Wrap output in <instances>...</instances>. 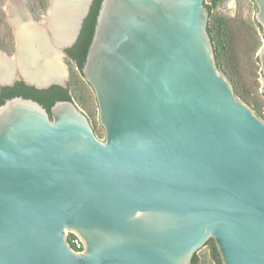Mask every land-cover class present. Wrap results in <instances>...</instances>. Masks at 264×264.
I'll use <instances>...</instances> for the list:
<instances>
[{
	"label": "water",
	"instance_id": "obj_1",
	"mask_svg": "<svg viewBox=\"0 0 264 264\" xmlns=\"http://www.w3.org/2000/svg\"><path fill=\"white\" fill-rule=\"evenodd\" d=\"M84 1L39 23L7 0L19 52L0 85L65 88L45 38L64 46ZM208 19L204 0H101L81 72L104 139L72 100L0 105V264H191L209 239L221 264H264V119L217 68Z\"/></svg>",
	"mask_w": 264,
	"mask_h": 264
},
{
	"label": "trees",
	"instance_id": "obj_2",
	"mask_svg": "<svg viewBox=\"0 0 264 264\" xmlns=\"http://www.w3.org/2000/svg\"><path fill=\"white\" fill-rule=\"evenodd\" d=\"M25 2L33 19L35 21L43 20L49 0H25ZM221 2L222 0H204V5L209 11L207 32L212 43L217 68L230 82L235 96L250 107L255 114L262 118L261 105L254 96L253 91L244 83V75L240 66L239 53L236 48V32L239 28L236 24L239 14L233 18L215 15L214 11L221 4ZM5 3L6 0H0V51L11 54L14 50V38L11 27L7 21ZM100 3L101 0L93 1V5L90 10L91 14L85 21L83 34L78 45H76L70 53L74 58V64L72 67L80 73L82 78L83 75L81 70L92 39ZM254 24L259 30L261 38L264 39L260 25L255 21ZM240 25L243 26V23H240ZM259 48L260 44L258 43L253 47L252 52L257 53ZM258 87L261 88V85ZM261 96H263L262 93ZM13 97L32 99L41 104L48 112L50 107L57 101H73L70 88L68 86L66 88L52 86L45 90H37L26 86L23 83H18L13 87H7V98L5 100ZM5 100L0 101V105L3 104ZM73 238L74 235L69 234L67 241L70 246L75 249V246L72 243ZM203 247L208 249L209 256L213 260L214 264H221L219 254L212 239H209ZM191 264H200V258L197 252L194 253Z\"/></svg>",
	"mask_w": 264,
	"mask_h": 264
},
{
	"label": "rangeland",
	"instance_id": "obj_3",
	"mask_svg": "<svg viewBox=\"0 0 264 264\" xmlns=\"http://www.w3.org/2000/svg\"><path fill=\"white\" fill-rule=\"evenodd\" d=\"M256 12L257 7L251 0H222L214 14L229 18L236 17L239 14L236 24L239 27L236 32V48L239 53L244 83L253 91L254 96L261 105V112H263L264 97L261 96V88L258 87L261 85L260 66L256 58L257 53L252 52L253 47L258 43L260 44L258 51L264 48V39L261 38L259 30L254 24ZM46 17L43 18L44 21ZM31 18L33 19L32 15ZM240 23H243V26ZM68 71L69 77L66 82L74 103L87 116L96 136L104 139V130L98 122V107L92 89L72 66H69ZM69 234H67V237ZM197 254L200 258V264H214L206 247L199 249Z\"/></svg>",
	"mask_w": 264,
	"mask_h": 264
},
{
	"label": "flooded vegetation",
	"instance_id": "obj_4",
	"mask_svg": "<svg viewBox=\"0 0 264 264\" xmlns=\"http://www.w3.org/2000/svg\"><path fill=\"white\" fill-rule=\"evenodd\" d=\"M93 1L94 0H85L83 2L82 7L80 9V12H79V14L77 16L78 19L74 23L73 30L71 32V37L68 39V41L65 43L64 46H62V47L58 46V43L54 40V37H51L52 34H50V32H49V35L47 34L48 36L45 38V40H46V44L45 45H46V48H47L48 55L49 56H53V54L57 55V65H59L61 67L62 71H63V77L61 79H65V82L67 81V78L69 77L68 68H69V66H73V64H74V58H73V56H71L70 53L74 49V47L76 45H78L79 40H80V38H81V36L83 34L85 21L88 19V17L91 14L90 10H91V7L93 5ZM50 5H51V0H49V3H48V7H47V10H46V14H45V17H46V15H47V17H46L45 21L43 19L41 21H36V22H39V23L47 22V20L49 19V17H48L49 15L47 14V11L50 8ZM85 10H86V13H85ZM6 16H7V13H6ZM80 18L82 19L80 21V27L76 28V30H75V27H77L79 25V19ZM9 25H10V23H9ZM13 38H14V50H13V52L11 54H8L6 52H1L0 51V57L4 58L5 60H7V58H6L7 56H8L9 61H10L12 59H15L16 56L18 55L19 51L17 49L18 46H17L16 36L13 37ZM73 38H75V39L73 40ZM72 40H73V42L71 44H69ZM3 54H5L6 56L3 55ZM42 61H44V60H42ZM22 75L23 74L18 72L17 76L19 78H15V81H14V83L12 85H7V84L0 85V101H3V100H5L7 98V87H13V86H15L18 83H23L24 85L32 87V88L37 89V90H45V89H39V88L35 87L34 85L27 84L23 80V76ZM12 78H14V77H11L10 79H12ZM52 86H59V85H52ZM66 87H67V82H66Z\"/></svg>",
	"mask_w": 264,
	"mask_h": 264
},
{
	"label": "built area",
	"instance_id": "obj_5",
	"mask_svg": "<svg viewBox=\"0 0 264 264\" xmlns=\"http://www.w3.org/2000/svg\"><path fill=\"white\" fill-rule=\"evenodd\" d=\"M262 119H264V111L262 112ZM70 234H72V233H70ZM72 243L75 246V251L80 252L83 249L82 242L80 241V239L76 235H74V238L72 239Z\"/></svg>",
	"mask_w": 264,
	"mask_h": 264
}]
</instances>
